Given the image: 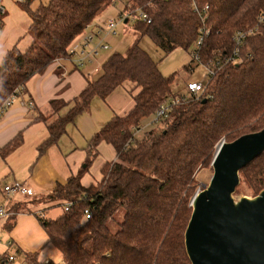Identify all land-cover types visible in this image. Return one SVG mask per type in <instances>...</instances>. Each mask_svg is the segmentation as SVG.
Here are the masks:
<instances>
[{"label":"trees","instance_id":"trees-1","mask_svg":"<svg viewBox=\"0 0 264 264\" xmlns=\"http://www.w3.org/2000/svg\"><path fill=\"white\" fill-rule=\"evenodd\" d=\"M117 1L49 0L36 8L29 0L21 3L33 40L25 50L14 44L0 53V106L15 89L25 91L32 76L67 58L94 16ZM5 15H0L2 23ZM119 15L132 18L134 41L124 53H111L96 79L72 101H50L56 116L37 146L38 155L57 144L94 97L105 99L125 82L134 84L133 108L90 138L81 167L64 183L57 182L43 198L10 207L28 213L30 204L66 200L67 209L56 219L36 216L46 244L62 256L60 263L45 264H191L185 232L200 185L198 172L211 166L221 141L264 129V0H126ZM143 36L164 53L191 52L209 69L203 91L174 93L177 73L160 72L140 46ZM184 69L190 71L191 64ZM164 104L169 105L166 115L155 121ZM22 137L18 133L0 147V156L20 146ZM102 142L113 148L115 158L103 162L98 180L83 185ZM239 180L234 195L256 197L264 191V152L239 172ZM37 255L27 252L24 263L43 264Z\"/></svg>","mask_w":264,"mask_h":264},{"label":"crops","instance_id":"crops-1","mask_svg":"<svg viewBox=\"0 0 264 264\" xmlns=\"http://www.w3.org/2000/svg\"><path fill=\"white\" fill-rule=\"evenodd\" d=\"M24 1L25 0L2 1L6 15L3 19V32L0 36V53L12 47L14 44H17L20 50H25L33 40L32 36L28 33L30 18L20 6V4ZM29 1L31 2V8H36L39 5L46 4L49 0ZM104 9L105 8H102L97 14H100ZM101 23L102 22L98 25V30ZM91 33L93 32H86L84 36H80L76 40L75 44L81 46L83 44L84 37ZM97 33L98 31L93 34L97 35ZM106 35L96 36L93 38L94 43L101 40L103 41V38ZM109 49V46L107 49H99L98 54L95 56L93 61L86 62L80 68H75L73 60L69 57H67V59L59 58L48 65L41 73H37L32 76L26 83L24 93L25 96L27 95L33 103V108H31L33 111L31 112H37V114L33 116L30 122H27L24 120L23 114L30 111H27V108L21 102L15 101L11 107L6 110L0 120V147L4 146L18 133H22V143L14 150L17 151L25 145V134L27 133L29 127L34 124L43 123L47 129V125L56 116L54 115V110L50 101H72L76 96H78L87 82L93 81L100 74L101 66L110 54L102 59L103 62L101 66L96 64L97 58L101 55V53L106 52ZM56 72H60V76H56ZM133 89V83L125 82L115 88L105 99L94 97L89 104L88 110L78 114L74 118V121L67 125L66 133L60 137L57 144H62V154L64 155L71 174H75L81 167L86 156V149L90 138L102 127H104L111 120V118L126 115L133 108ZM67 110L68 106L62 108L59 110L58 115H64ZM39 116L45 117V119L41 120L40 118H37ZM49 116L52 117L50 119H46ZM43 133L44 130L39 129L38 133L34 136L36 150L38 144L47 136V134ZM108 146V144L102 142L98 147L99 154H101L100 151L102 153L108 151L111 154L110 160H113L115 158V152L111 146H109L111 150ZM49 148L41 156L38 155L37 150V157L34 159L33 164H31L30 169L32 171L34 165L42 159L44 161V165L50 170L51 176L54 177V181L49 182L42 178L37 173V169H34L32 173L30 172L31 174H29V178L37 185L46 187L49 191H52L57 182L64 183L71 174L67 177H63L56 171L49 158ZM95 161L98 162L101 167L103 162L108 160H104L103 156H101ZM87 173H85L82 178L83 185H88L91 182L96 181L86 175ZM21 183L27 186L25 182ZM29 189L32 191L31 188ZM13 213L14 216L17 217H15V224L10 231L11 236L13 237L12 242L16 243L18 247L25 252L39 253L42 248L47 246V237L38 223L36 217L37 214H33L34 216H32L30 214Z\"/></svg>","mask_w":264,"mask_h":264},{"label":"rangeland","instance_id":"rangeland-1","mask_svg":"<svg viewBox=\"0 0 264 264\" xmlns=\"http://www.w3.org/2000/svg\"><path fill=\"white\" fill-rule=\"evenodd\" d=\"M125 5L126 0H118L116 4L107 6L100 14H96L94 16L91 24L88 25L86 29V32L88 33H96L100 22L107 19H113L116 22V34H107L103 38V43H106L110 49L101 53V55L97 58L96 64L100 66L103 62V58L113 52L124 53L127 47L135 39V33L131 26L132 18L130 17L129 21H125L119 17V13L123 11ZM140 46L152 56L155 62H157L158 69L163 75L169 76L172 73H177L172 83V91L174 93L187 94V84L190 82L202 83L204 85L207 82L209 69L205 65L200 64L197 60L193 59L191 52L182 48H177L169 53H164L161 49L155 46L151 38L148 36H143L140 40ZM188 64H191L190 71L184 69V66ZM56 76H60V72H56ZM16 102L22 103V97L19 96ZM23 105L27 108V111H30L23 114L24 120L30 122L37 112H31L33 111L31 108H28L25 104ZM39 129L44 130L43 134L48 133L43 123L34 124L29 127L27 133L25 134V145L22 148L14 151L5 159L0 156V207L6 210L10 209L14 201H29L31 199H38L51 192L48 188L37 185L29 178V174H31L34 169H37V173L42 178L49 182L54 181V177L51 176L50 170L44 165V161L42 159L34 165L32 171L30 169L31 164H33L34 159L37 157L34 136L38 133ZM62 149V144H56L49 148L48 153L50 161L56 171L61 176L67 177L71 173L65 161L64 155L62 154ZM109 149L111 150L110 147ZM100 153L101 154H99L95 160L101 156H103L104 160L111 159V154L108 151H105L104 153L100 151ZM95 160L91 164V169L86 174L90 176L92 180H98L100 178V165ZM212 175L213 169L211 166L198 172L197 178L200 181V185L197 188L196 193L203 190V188L209 184ZM19 181L25 182V184L32 189L33 195L20 196L19 194H16L15 196H7L3 191V185L5 183H19ZM242 198L253 199L254 197L247 196L244 193L239 195H234L233 193V200L235 203ZM65 202L66 200L63 198L54 197L39 204H30L29 212H22V214H30L32 216H34L33 214H39L41 218L53 220L64 213ZM15 217L17 216L0 218V253L13 254L15 256V261L8 264H24L27 252L21 250L16 243L12 242L13 237L10 232L12 228L8 230L6 226L10 223L15 224ZM37 257L38 261L42 263L47 262L49 259L53 260L55 263H60L62 259L60 251L50 243L40 250Z\"/></svg>","mask_w":264,"mask_h":264},{"label":"water","instance_id":"water-1","mask_svg":"<svg viewBox=\"0 0 264 264\" xmlns=\"http://www.w3.org/2000/svg\"><path fill=\"white\" fill-rule=\"evenodd\" d=\"M263 152L264 129L217 146L210 182L191 201L185 232L191 264H264V191L233 200L239 172Z\"/></svg>","mask_w":264,"mask_h":264},{"label":"built area","instance_id":"built-area-1","mask_svg":"<svg viewBox=\"0 0 264 264\" xmlns=\"http://www.w3.org/2000/svg\"><path fill=\"white\" fill-rule=\"evenodd\" d=\"M2 1L3 0H0V15L5 13V9ZM16 1H22V0H16ZM2 26H3L2 19H0V36L2 35L3 32ZM115 28H116V22L113 19H107L103 21L99 26L97 35H94L93 33L88 34L84 37L83 44L81 46L74 44L69 48L68 57L73 60L74 65H76L77 67L83 66L86 62L93 61L95 56L98 54L99 49L108 48V45L106 43H103L102 40L97 43H94L93 38L100 35H106L111 33L115 34L116 33ZM232 61H234V59H232ZM204 86L205 85L202 83L190 82L187 84V91L188 93H201L204 89ZM19 96L22 97L23 104H25L28 108H33L32 101L27 96H25L23 87H20V89H15V91L9 97H7L5 101L1 104L0 119L3 116V114L6 112V110L15 101H17ZM172 103H175V101H172ZM168 109H169V105H165V104L162 105L156 112L155 121L160 119V117H164ZM3 191L6 193L7 196H15L16 194H19L20 196L32 195V191L21 182L19 183L15 182L13 184L5 183L3 185ZM67 207L68 205L65 204L64 210H66ZM85 212H86V217H89L88 211L86 210ZM13 215L14 213L13 211H10V209L6 210L0 207V218L9 217ZM2 255L3 253H0V264H7L15 261V256L13 254H7L8 256L4 260H2L4 258Z\"/></svg>","mask_w":264,"mask_h":264}]
</instances>
